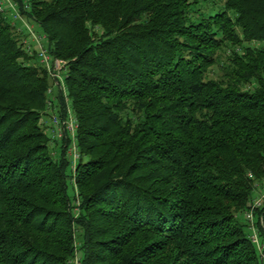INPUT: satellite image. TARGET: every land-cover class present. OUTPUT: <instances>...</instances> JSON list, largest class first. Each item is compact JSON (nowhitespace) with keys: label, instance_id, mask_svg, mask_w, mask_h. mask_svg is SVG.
Instances as JSON below:
<instances>
[{"label":"trees","instance_id":"trees-1","mask_svg":"<svg viewBox=\"0 0 264 264\" xmlns=\"http://www.w3.org/2000/svg\"><path fill=\"white\" fill-rule=\"evenodd\" d=\"M12 1L68 104L0 12V264H264V0Z\"/></svg>","mask_w":264,"mask_h":264},{"label":"built area","instance_id":"built-area-1","mask_svg":"<svg viewBox=\"0 0 264 264\" xmlns=\"http://www.w3.org/2000/svg\"><path fill=\"white\" fill-rule=\"evenodd\" d=\"M6 10H11V15L13 18L22 23L26 28L28 34L30 35L29 40H25V44H29L32 41L36 44L35 49L37 53L38 60L40 64L47 70L49 77L53 81V86L50 88L49 93H52L55 87H58L61 93L65 96V100L68 104V99L66 98V87H65V72L67 67V62L62 59L53 58L48 49L45 46L46 37L43 35H38L26 20L23 19L19 11L17 10L16 4L12 0H0V12H5ZM53 125L55 127L54 136L58 139H62L65 134L72 138V145L69 150V155L72 159L73 168L76 166V162L79 158L78 148L75 142V133L77 128V122L73 113L69 110L68 117L65 119H60L57 114H53ZM255 197L252 203V207L245 212V218L247 224L251 230L249 235L252 243L257 247L258 251L263 255V244L260 239L259 230L256 222V211L264 207V183L255 185ZM261 224L264 223L263 216L260 218ZM264 261V255H263ZM76 263V261H75ZM78 264V263H76Z\"/></svg>","mask_w":264,"mask_h":264},{"label":"rangeland","instance_id":"rangeland-1","mask_svg":"<svg viewBox=\"0 0 264 264\" xmlns=\"http://www.w3.org/2000/svg\"><path fill=\"white\" fill-rule=\"evenodd\" d=\"M29 23V22H28ZM31 26H33L34 27V30L36 31V24H34V23H29ZM23 26V25H22ZM21 26V27H22ZM20 31L21 30H18V32L20 33ZM37 32V31H36ZM37 34L39 35L40 33L39 32H37ZM21 38H22V40H24L25 39V36L24 35H22L21 36ZM254 46L255 45H257L256 43H254L253 44ZM35 46H36V44H33V46H32V49H31V51L32 50H35ZM52 83V86H53V81H51ZM55 92H58V90H59V88L58 87H55ZM53 113L51 112V110H48V115L47 116H45V117H43V119L41 120V124L43 125V126H45V130L47 131V133L49 134V135H54V131H55V127H54V125H53ZM238 219H239V221L245 226L244 228H245V231L247 232V234H251V230H250V228H249V226H248V224H247V221H246V218H245V215L244 214H239L238 215ZM75 261H76V263H78V264H80V262H79V260H78V257L76 256V260H74V264H76L75 263Z\"/></svg>","mask_w":264,"mask_h":264}]
</instances>
